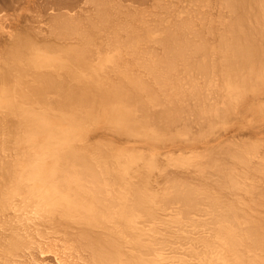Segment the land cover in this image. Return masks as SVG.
Here are the masks:
<instances>
[{
    "label": "rangeland",
    "instance_id": "374dc122",
    "mask_svg": "<svg viewBox=\"0 0 264 264\" xmlns=\"http://www.w3.org/2000/svg\"><path fill=\"white\" fill-rule=\"evenodd\" d=\"M112 1H115L117 4L120 2L123 3L122 6H124L125 8H130L132 6L130 9L132 11L134 10V12L136 13L138 12L139 17L140 15L142 17V15L145 14L142 17L145 18L147 15V20L145 18L143 19V21L145 23H149V28H147L148 23L144 24L142 23V20L139 21L140 18L138 16L137 19H139L136 20L135 24L137 27L143 26L144 24V28H147H145V31L148 30L147 38L148 36L154 38L153 41L151 40V38L147 40L148 44L150 43L149 41H151V43L154 42V44L150 43L151 47L154 45V47H152L153 52L154 50L157 52L162 50L161 48H159V45H156L158 44L157 35H160V32L162 34L163 29L161 30V28L166 25V22H171L172 24L174 23V25H176L175 23H179L177 21H180L182 18L185 19V16H187L189 13L188 16L191 17L190 19L193 21V23L198 25L196 26L195 24L193 25L192 22L190 23V21H188L190 19H188L189 17H187L186 20H181L186 21L184 24L187 28L183 26L186 29L184 30L188 32L190 28L196 26L197 28L194 27L193 30L201 28V31L206 35V33L209 31L211 33L214 25V29L216 28L217 30L218 24L220 22L217 19H220L221 15H223L226 11V8L222 6V0H201V2L200 0ZM220 1H222V5ZM90 2L93 4L92 1L87 2V0H0V264H87L85 260L77 258L74 253H72V247L78 245L77 243L81 242L84 239V235H94L95 232L99 231L110 233V235L107 234L106 236L116 238V242H124L123 244L121 243L122 245L120 244V246H118L120 249L117 248V252L120 253L123 258L131 259L136 264H143L144 262L152 263L153 261V264H210L214 255H216L217 253L223 254L225 251L219 237L221 233V223L219 222L221 213L222 215H224L231 212V214L238 216L240 220H246L247 218H250L251 220H255L256 222L264 225V181H262V178L264 180V85L262 84L264 82H260V84L259 82L256 83L258 86L255 85V88L253 86V88L256 90L255 94L261 90V92L259 93L260 97L258 99H251L252 95H249V93L251 94L253 91H248L247 96L249 95L250 98L247 100V104L243 105L239 109L238 112L241 113L231 112V116H229L230 118L227 119L228 117H225L226 122L224 120L223 123L222 121H220L221 123L218 122V120H221H217L218 116H215L216 119L213 116V119L216 120L215 122H218V125L216 124L215 126L214 124L213 126V124L211 123L212 125H209V127H211L209 131V127H207L208 124H205V128L207 130L205 128L204 129L206 131H209L206 136L204 134L202 135V133H198L200 131V128L199 131L196 132L199 127L198 125H196V128L194 127L193 131H195L197 135H195L196 137L194 135H191V139H185V136H182V139V134L179 132L180 130L178 131L176 129H173L174 126L171 128L172 133L169 130L170 134L165 133L164 137H162V140L151 141L152 138L146 139L144 138L145 136L138 135H131L132 137H134L129 138L126 136L128 135L127 133L123 134V129L120 130L114 123L110 122L107 114L105 113L107 110H109L108 108L106 109L105 103H97V107L94 108L93 111H91L92 109L90 106L94 104H88L84 101L74 103L76 105V109L84 112L83 116L86 117L84 129L77 127L78 129H76L74 134L62 132V135H66V137H69L71 135V138L69 137L70 142L72 141V144L78 150L84 152L85 155L93 160L95 168H97L98 171L99 168H101L102 170L100 171L103 172V175H112L111 177H109L110 180H108V182L113 186V189H117L119 192H129L131 189V183H135L137 185L140 184L142 186L139 185V187L153 195V202L150 204V206H148L147 210H140V212H138V217L136 218L135 225H132L131 227H127V224L119 219L114 223H102L103 229L102 227L98 226L91 229L92 226H89L88 223L85 224H87L89 227L87 225V227H85V225H83L84 223L82 224V222H77L68 217H64V209L61 212L57 209H53L52 212L45 214V211L50 207V205L43 203V201L40 199V195L35 192L37 187L40 186L39 184L35 183L37 179H33L29 176L31 175V171L34 172V170H31L32 167L34 168V155L32 154L34 152V149L36 148L35 145L38 142L28 135L27 130H29L30 127L34 128L36 126L35 120L28 121L26 117L20 116L19 113L17 114L18 110L14 108H8V103H6V100L1 97V92L5 91L6 89H11V91L9 90V92L12 94L20 92V82L23 80V82L28 83L29 86L41 84V79L44 72L53 73V75L55 74L57 80L62 79L64 75L71 70L77 73L76 76L79 79L86 76L84 68L74 66L72 67L74 69L73 70L70 65H67V63H69V59L67 58L68 56L66 51L70 50L72 47L82 45L83 40L78 35H75L76 33H73L72 35H68V33L63 32V34L60 33L58 28H55L57 19L55 20L54 18H57L59 15L62 16L66 14L65 16L70 17L73 20L81 19V22H79L80 20H77V22L82 24L81 29H83V25L87 24L85 23L87 21V17L94 14L95 7L94 4L93 6H91L92 4H90ZM158 3H160V5L162 3V6H160ZM163 5L165 8L163 7ZM195 5H199L200 7H196ZM183 7L184 10L182 9ZM216 7L219 9H217ZM221 7L224 8L222 9L224 10L222 14L220 11ZM160 8L163 10V12ZM197 8L198 10H196ZM193 10H195L196 12ZM139 11H142L141 14H139ZM188 11H190L191 13ZM62 12L65 13L62 14ZM55 13L57 15H55ZM155 13H157L158 15ZM196 13H198L199 17L200 15L202 17V15L204 14L203 19L205 20H203L202 23V18H199L198 16L196 17ZM177 14H179L180 16ZM218 15H220V17H218ZM160 16L163 18V20ZM179 17H181V19ZM207 17H214V19H211L214 21L212 28V21L209 19L211 21V24H207ZM198 18L200 19V22ZM176 19L177 21H175ZM137 21H139L141 25H137ZM158 21H163L162 24H165L161 26L160 22ZM156 22L158 23V26L160 24L161 28H159L161 31L158 29V31L156 30L155 27H157V25L154 24ZM191 24L193 26H191ZM203 24L209 28L206 29ZM150 28H153L154 30ZM210 28L211 30H209ZM149 30L153 32H149ZM99 34L94 37L95 39L93 38V41L90 39L92 42L89 44V46L92 49L90 48L91 50L89 51V57L92 58V64L90 62L89 63L92 67L90 66V75L86 76L87 79L92 77L101 78L100 73L103 75L102 79L104 80H113L114 77L118 78L116 76L117 74H114L117 72H114V70L112 69L115 67L116 63L119 62L120 65L124 67L126 65L129 69L131 68V72H134L133 70H135L140 80H146V72L142 71L144 70L142 68L141 70L139 67L137 68L135 62L133 63L132 58L130 59V57L132 56L126 54L127 52H125L124 50L123 52H121L122 50H119V48L121 47H117L116 42H111V40H109L110 38L107 39V36L105 37L104 35H102V37L101 34ZM207 34V39L206 36L204 37L207 42L208 37L211 38L212 44L209 41V46L208 43L211 56H208V59H210L209 61H211V63L213 64V69H211L212 67L210 68L209 78L211 80L207 77L210 80V83L208 82L210 85H207L208 87L205 93L208 92L209 94H207L209 97V95L214 91L212 95H214L215 98L211 95L212 97L210 96V100L212 102H217L219 100L220 102L218 103L222 104L225 100H227L226 93L228 92L230 94L228 90H230L231 85L229 84V79L227 77L224 78L225 73L222 71H225L223 70L225 68L223 67V65H220L222 64L220 61L221 59H223L221 58L220 54L223 53V51H219L220 44L219 42H217V40H215L218 35L216 33H211V37V34ZM155 37L157 40L156 44ZM213 40H215V42ZM22 41H30L31 46L29 45L28 48H23L22 54L15 56L16 48L23 46ZM142 41L144 40H141V43ZM141 43L140 47L142 48V50H144L147 46L150 47V44H147L146 46L144 45L145 48L143 49L142 44L145 43V41L142 44ZM106 45L109 46L107 47ZM48 46H50V49ZM146 49L149 48L147 47ZM152 49H149L151 50V53ZM200 58L202 59V61H204L205 57L200 55V57L196 58L195 63L196 61L198 63L199 60L197 59ZM101 59H103L102 62ZM213 61L214 63H217L215 64V66L218 67L214 66ZM124 62L128 64H125ZM96 65L98 66L95 67ZM112 65H114L113 68ZM135 65L136 67L134 69ZM108 66L111 67L109 68L111 70L108 71L110 73L107 76V73H105L104 70L107 71ZM196 67L198 68V66ZM194 68H192V70ZM197 68H195L194 70H199ZM9 69L10 73L7 74V72L5 71ZM181 70L184 71L185 69ZM142 72H145L143 74L146 75L144 76L143 74H141L143 75V79L140 75V73ZM5 73L6 75L11 76L10 78H8L9 81H7L6 78L8 76H4ZM63 73L64 75H62ZM191 73L192 71L188 72V75L190 77L193 74ZM194 74L193 77L195 76ZM198 74H200V72ZM198 74L196 75L199 80L196 79V83L201 82L199 77L200 75L198 76ZM218 74L220 79L218 78ZM189 76L188 78H190ZM201 76H203L201 78L205 79L202 73ZM193 77L191 78L193 79ZM202 82L199 85L203 84L205 86L204 82ZM228 84L229 86H227ZM204 86H201L202 89H206V86ZM216 93L217 95H219L216 96ZM234 95L235 94L233 93L232 96ZM58 96L59 94L56 89H54L53 87L47 88L45 93L44 105L48 108L53 106L59 107L60 104L52 102L53 100L57 99ZM228 96V98H230L231 94ZM232 98L234 99V104L236 105L237 102H239L237 100L239 97H237L236 95ZM146 99L148 104L150 103L152 105L150 99ZM163 100L165 99L163 98ZM159 105L157 104L155 105V107L159 108ZM25 108L31 107H29L28 105ZM131 110L138 117L139 114H141L140 111L137 110L136 104L131 105ZM225 115L227 116L228 114ZM222 117H224V115ZM19 119L21 122H19ZM213 119L211 122H214ZM178 127L181 128L180 125ZM203 127H201V129ZM212 129L214 130L212 131ZM175 130L180 134V136L175 132ZM205 130L204 132H206ZM167 134L169 136H167ZM193 134L195 133L193 132ZM174 135L176 137H173ZM177 135L179 138L177 137ZM200 135H202L203 138L202 136L200 138ZM172 138H175L176 140ZM22 143L25 145H23ZM230 143L231 145H229ZM232 146H235L234 149H238L237 151H240V153L241 150H244L245 153L242 152V154L244 153V156L247 155V157L250 156V159L253 158L251 159V161L255 160L254 162H252L254 166H251L252 169L250 168V166H248L250 168L249 169L245 164L244 165L246 167L244 166V168L243 166H239L240 164L243 165V163H240L239 161L237 162V164H240L236 167H232L233 169L229 166V168H231L230 172H233L235 170L233 173L234 175H236L235 178L237 179V181H239L238 183L240 186L238 184L235 186L236 188L237 186L238 188L240 187V189H237L239 194L237 193L236 188L230 182V184L226 185L225 187H230V185H232L235 189L233 190V188L230 187L232 188L231 191L233 190L232 192H229L230 189L227 190L228 188L225 187L223 190V187L219 186L218 183L216 184V180H218V172L216 171L215 173H213V170H215L216 167L214 166V163H211L213 160L210 161V157H219L221 161H224L225 163L226 161L228 163H230L229 161H231V163L234 162L233 164L235 165L236 158L231 159V155L236 150L232 149ZM25 147H27L28 150ZM222 147H226V150H224ZM212 148H214V151L212 150ZM244 148H247V151H245ZM248 149L250 150L248 151ZM227 150L231 151L229 152ZM222 151L224 152V155L222 154ZM225 151L227 152V154H225ZM237 151L235 153H238ZM228 152L231 154V158L229 157ZM247 152L250 153L246 154ZM225 157L227 158L224 159ZM207 160L210 162H208ZM212 166H214L215 168H213ZM257 166H259V170L257 169ZM116 173L120 174L121 178H119V176L117 177V175H115ZM205 174H208L209 176H205ZM212 174L215 175L213 176ZM176 175L179 177H177ZM184 177H188L187 180ZM259 177L261 178V180ZM211 178L215 180H211ZM23 179H26V182H28L29 180L28 185L31 183L29 187L26 182H23ZM209 180L213 182H210ZM176 183L177 185L181 183H188L191 186H193L194 184L193 188L196 186L195 189L198 190L201 195L205 194V198L203 197L204 199L199 200V207L197 206V208L192 210L193 212L187 214V216H185L186 214H183L182 212L183 206L181 205V207H179L181 201L180 203L176 202L177 199L175 200L171 194L174 189L172 185H176ZM241 183L243 187L245 186L244 190L247 189L246 186L248 185H253L254 190H257L258 188V191L253 190L256 194L254 195V198L252 197L253 195L251 196V193H249L248 191L253 187L251 186L252 188H249L248 186V190L242 193L243 187L241 186ZM226 191L227 193H225ZM247 191L249 194L247 193ZM250 192H252V190ZM41 208L42 210L39 212V209ZM223 208L225 209V211L223 210ZM44 209L46 210L43 211ZM60 209H62V207H60ZM36 212H39L40 214L43 212L44 213L42 216L38 213L37 215L41 217L37 216L39 217L37 218ZM54 215L55 219L58 220V218H60V220L62 219L65 224L62 223L58 224L59 226L56 225L58 221L54 220V218H50ZM214 220L216 221L215 224H213ZM25 222H27L28 226H26L27 224ZM70 224L74 225L70 226ZM33 227H35L36 230ZM108 227H110V229ZM32 229H34L33 232ZM37 230L40 233H37ZM32 234L35 235V238L34 236L32 237L33 239L30 237L32 236ZM18 236L19 238L17 239ZM21 236L24 238V240H26L24 241L23 238L21 239ZM14 237L17 241L14 239ZM69 237H71V239ZM138 237L143 240L144 246L147 245L148 247L139 246L135 249L136 246H134L135 244L132 241H134ZM117 238L119 239V241H117ZM13 239L15 242L12 244ZM22 241L25 243H23ZM35 241H37V243H35ZM18 243L20 246L16 245ZM20 243H22V245ZM11 244L14 246V248L11 246ZM31 244L32 246H30ZM33 245L39 247L41 246L39 248L40 250L37 249L38 247L36 248ZM194 245H196V248L194 247ZM31 248H35L33 250L35 254L33 253V251H31ZM173 248L175 249V253ZM143 249L147 250V252H145L146 254L144 253ZM170 250L171 252H169ZM144 259L149 261H144Z\"/></svg>",
    "mask_w": 264,
    "mask_h": 264
},
{
    "label": "bare ground",
    "instance_id": "6f19581e",
    "mask_svg": "<svg viewBox=\"0 0 264 264\" xmlns=\"http://www.w3.org/2000/svg\"><path fill=\"white\" fill-rule=\"evenodd\" d=\"M89 1L93 2L95 10H94V14L87 17V21L85 22L87 24L83 25V29H81L82 24L79 23L81 22V19L73 20L72 18L65 16L66 14L62 16L59 15L57 18H54L55 20L57 19L56 21L57 23H55V28L56 29L58 28L60 33L62 32L68 33V35L69 34L72 35L73 33L74 34L76 33L75 35H78L83 40L82 45H79L77 47H72L70 50L66 51L67 56H68L67 58L69 59L68 61L69 63H67V65H70L71 68L74 66L79 67V68H84L85 75L89 76L90 66L92 64L91 62L92 58L89 57V51L92 48L89 46V44L95 39L94 37L100 33L101 36L104 35L105 37L107 36L106 37L107 39L110 38L109 40H111V42H116V46L121 47L119 48V50H122L121 52H123L124 50L125 52H127L126 54L132 56L130 57V59L132 58L133 63L135 62V64L137 65V68L139 67L140 70L142 68L144 69L142 71L146 72V73L145 72L140 73V75L143 73L147 75V78L145 77L146 80H140L135 70H133L134 72H131L130 71L131 68L129 69L126 65L124 67L120 65L119 62H117L116 65L113 63L116 68L115 67L113 68L114 65H112V68H113L112 70H114V72H117L114 74H117L116 76L118 78L114 77L113 80L102 79L103 75L101 73H100L101 78L92 77V78L87 79V77L84 76L79 79L76 76L77 73L72 70L68 71L65 75L63 73L62 75H64V77L60 80H57L55 74L53 75V73L44 72L42 79H41V84H35L33 86H29V84L23 82L24 80L22 79L23 81L20 82L21 86L19 87L20 92H17L16 94H12L9 92V90L11 91V89L9 90L6 89L5 91L1 92V97L6 100V103H8V106H7L8 108L10 109L14 108L18 110L17 114L19 113L20 116L26 117L28 121L35 120L36 126L34 128L30 127L29 128L30 132L29 130H27L28 135L31 138H34V140L38 142L36 143L35 145L36 148L34 149V152L32 154L34 155L33 157L34 168L32 167L31 170H34V172L31 171V175L29 176L33 179H37L35 183L39 184L40 186L37 187L35 192H37L40 195V199L43 201V203L50 205V207L47 210L46 209L43 210V211L46 210L45 214L52 212L53 209L54 210L57 209L60 212L64 209L63 211L64 217H68L77 222H82V224L84 223L83 225H85V227H87L88 225L89 226L91 225L92 226L91 229L97 226L102 227L103 229L102 223H108V222L114 223V222H117L119 219L125 222L127 224V227L129 226L131 227L132 225H135L136 218L138 217L137 216L138 212H140V210H143V211L147 210L148 206H150V204L153 202V195L143 190L141 187H139L140 184L137 185L135 183L130 184L131 189L129 192L127 191L119 192L117 189L116 190L113 189V186L108 182V180H110L109 177H111L112 175L110 176L103 175V172L100 171L102 169L99 168V171H98L97 168H95V164L93 163V160H91L87 155H85L84 152L78 150L72 144V141L70 142L71 135L69 136L70 138L66 137V135H62V132L74 134L76 129L78 128L84 129V125L86 123V117L83 116L84 112L76 109V105L74 103H77L79 101H84L88 104H94L90 106L92 109V110L90 109L91 111H93L94 108L97 107L96 105L97 103H100V102L105 103L106 109L107 108L109 109L107 111L105 110L106 111L105 113L107 114L110 122L114 123L120 130L123 129L124 131L123 134L127 133L128 135L126 136L129 138L132 137L131 135H138V136H145L144 138L146 139L152 138L151 141L152 140H162V137H164L165 133L170 134L169 130L171 132V128L173 126L174 127L176 126L175 128L173 127V129H176L178 131L180 130L179 132L182 134L181 135L182 139H183L182 136H185V139L187 138L191 139L190 138L191 135L192 136L197 135L196 132L199 131V128H200V131L198 133H202V135L204 134L206 136L211 128L209 127V125L211 126L213 124L214 126L215 124L216 126L218 122L221 123L220 121H222L223 123L224 120L226 122V118L227 117H228L227 119L230 118L229 116H231L230 115L231 112L241 113L238 111L243 105L247 104V100L250 98L249 95H252L251 99L253 98L258 99L260 97L259 93L261 92V90L255 94L256 90L254 88H255V85L258 86L256 83L259 82L260 84V82L261 83L264 82V0H222L223 5H222V1H220L221 5L226 8L225 9L226 11L223 15H221L222 12H224V10H222L224 8L221 7V10H220L221 17L220 15H218L220 19H217L220 21L218 24L217 30L216 28L214 29L215 27V25L213 27L214 21L211 20V19H214V17L212 18L207 17L206 19L208 22L207 24H209L212 21L211 28L212 27L213 28L212 30L211 28L209 29L211 30V33L213 34L216 33L218 35L217 36L215 34L218 38V39L216 38L215 40H217V42H219L220 44L219 51L220 50L223 51V53L220 54L221 58H223V59L220 58L221 61L219 60L222 63L220 65H223V67L225 68L223 69L225 71H222L225 73L224 78L227 77L230 81L229 84L231 85L230 90H228L231 94V97L228 98L229 97L228 95L230 94L227 92L228 93V94L226 93L227 100L225 101L223 100L224 102L222 104L218 103L220 102L219 100L217 102H212L210 100L211 97L214 96L212 95L214 91L213 93L211 91L212 94H210L209 97H208L209 93L208 92H207L208 94L205 93V91L207 90V87L210 85L209 83L211 79L209 78L210 77L209 73H210V68L212 67L211 69H213V64L211 63V61H209L210 59H208V56H211L209 52L211 38L208 37V42H207L204 36H206V39H207V36H208L207 33L209 34L211 33L209 31L205 35L201 31V28L193 30L194 27H196L198 24L196 25L195 23H193V21L190 19L191 17L188 16L189 13L187 16H185V19L184 18L182 19L186 20V18L189 17L188 19L190 20L188 19L187 20L190 21V23L192 22V24L193 25L195 24L196 26L190 28L191 26H193L191 24V26L188 27L190 28L188 32L185 31L186 29L184 28L186 27L184 24L186 21H181L182 20L181 17H179L181 19L180 21H177V19L175 20L179 22V23H175L176 25H174V23L172 24L171 22L168 23L166 21H164L166 22V25H164L165 23L162 24L163 21H158L160 22L161 26L164 25L161 28L160 24L158 26L157 22L154 23L155 25H157V27H155L156 30L157 29L160 30V28L161 30L163 29L162 34L160 32V35L159 34L157 35L158 41L156 40V37H155V44L157 41L158 44L156 45H159V48H161L162 50L159 52L154 50L155 52L154 53L152 49L154 45L151 47V44L152 43L154 44V42L151 43V41H149L151 43V44L149 43L151 48L149 46L147 47L149 49H152V53H151V50L146 49L147 47L145 48V46L148 44L147 40L151 38V40L153 41L154 39L151 36H148L147 38L148 30L147 31L145 30L149 28L148 22H146L148 23L147 28L146 27H145L146 29L144 28V24L146 23L143 21V19H145L147 15L145 18H142L143 15L145 14H143L142 17L141 15L139 17L138 12L136 13L134 12V10L132 11L130 9L132 6L130 8H125L124 6H122L123 3L121 2L117 4L115 1L114 3L112 0H89ZM89 1L87 0V2ZM90 4L92 3L90 2ZM93 4L91 6H93ZM158 4L160 5V3ZM160 6H162V3ZM182 9L184 10V7ZM196 10H198V8ZM141 12L139 11V14H141ZM64 13L62 12V14ZM198 13L195 14L196 17L198 16ZM55 15L57 14L55 13ZM203 15L202 17L201 15L200 17L198 16L199 18H202L201 23L203 22V20H205L203 19ZM137 16L140 18L139 21L141 20L143 21L142 22L144 23L143 26H140V27L136 26L135 24L136 20L139 19V18L137 19ZM77 20L78 21L80 20V21L77 22ZM139 21H137V25L139 24L141 25ZM194 22H195V19H194ZM199 22H200V19H199ZM205 27L206 29L209 28L207 26ZM150 29L154 30L153 28H150ZM149 32H153V31L149 30ZM145 36H146V40H145ZM211 37H212V34H211ZM141 40H144L146 44L143 43L144 41H142L143 43L142 44ZM215 40L213 41L215 42ZM140 43L143 45V49L145 48L144 50H142V48L140 47ZM208 43H209V46H208ZM77 44H81V43H77ZM29 45L31 46L30 41L23 42L22 47L16 48L15 56H18L19 54L21 55L23 52V48H28ZM113 46H114V43H113ZM48 47L50 49V46ZM145 50L150 51V52H147ZM200 55L205 57L204 61H202V59L200 58V59H197L199 60L198 63L197 61L195 63L196 58L200 57ZM102 61L103 59H101V62ZM125 64H128V63H125ZM215 64L217 63H214V66ZM136 65L134 66V69ZM97 66L98 65H96L95 67ZM194 66L195 68H197L196 66H198L197 69L199 70H194L195 69ZM180 67H183V68H180ZM215 67H218V66H215ZM109 68L111 67L108 66V70L107 71L104 70V72L107 73V76L110 73L108 71L111 70ZM192 68L194 69L192 70ZM181 69H185V70L183 71ZM188 70L190 72L192 71L193 74L196 72L198 73L200 72V74L198 73L196 74H198V76L200 75L199 76L200 81L201 82L203 81L206 87L203 84L199 85L201 82L196 83V79L199 80V78L197 77L196 74H194L196 77L195 76L193 77V74L191 73L192 74L191 77H193L192 79L188 75V72H189ZM9 71L10 69L5 72L9 74L10 73ZM105 73H104V76H105ZM201 73L202 75H204L205 79L201 78L203 77L201 76ZM143 75H141V78ZM4 76H8V75H6L5 73ZM188 76L190 78H188ZM10 77L11 76L6 77L7 81H9L8 78ZM218 78H219V74H218ZM128 80H129V83H128ZM229 84L227 86H229ZM262 84L264 85V83ZM201 86L202 87L204 86L206 89L203 88L204 89L203 90ZM50 87H53L54 89H56V91L59 94L57 99L55 100L52 99L53 103L60 104L59 107L53 106V107L48 108L47 106L44 105L46 89ZM248 91H253L251 94L249 93L248 95L249 97L247 96ZM217 93H216V96L219 95V94L217 95ZM233 93L235 94L234 96H232ZM236 95L237 97H239L237 99L239 102H237V104L235 105L234 99L232 97H235ZM146 98L150 99L152 105L150 103H149L150 105L148 104ZM163 98L166 100V102L165 100H163ZM111 103H115V104H111ZM132 104L137 105V110L140 111L141 113L139 114V117L135 115V113L132 112L131 110ZM157 104L158 105L160 104L159 108L155 107V105ZM28 105L31 108H25ZM90 110H89V114H90ZM225 114H228V115L226 116ZM223 115L224 117H222ZM213 116L214 117L218 116L217 120L218 119H221V120H218V122H215L216 120L213 119L214 118ZM212 119L214 122H211ZM19 122H21L20 119H19ZM205 124L206 125L208 124L207 127H209L208 128L209 131H206L207 129L205 128L206 127ZM179 125L181 126V128L178 127ZM196 125H198L199 127H198V130L195 132L193 131V129ZM201 127L203 128L201 129ZM203 129L206 132H204ZM176 130L175 132L177 133ZM213 130L214 129H212V131ZM193 132L195 134H193ZM168 134L167 136H169ZM177 134L180 136L179 133ZM202 135H200V138ZM173 137H176V136L174 135ZM172 139H175V138H172ZM193 140H196V139H193ZM185 141H188V140H185ZM229 145H231V143ZM234 147L232 146V149H234ZM25 148L28 150L27 147ZM222 148L226 150L225 149L226 147H222ZM213 149L214 148H212V150ZM249 150L250 149H248V151ZM245 151H247V148L245 149ZM229 152H228V155L230 157L231 154ZM237 152L239 154L235 153V156H234V153H232L231 155L232 158L230 157L231 159L236 158L235 165L233 164L234 162L231 163V161H229L230 163H228L225 160L226 163L228 164L227 165L224 161H221L219 157H215V158L210 157L211 158L210 161L213 160L211 163L212 164L214 163V166L216 167L215 168L214 166H212L213 168H215V170H213L214 171L213 173H215L216 171L218 172L217 173L218 180H216V184L218 183L219 186L223 187L222 188L223 190H224V187L230 183H232L234 187L237 184L239 185L238 183L239 181H237V179L235 178L236 175H234L233 173L235 170L233 172H230V169L232 167H236L240 163H243V165L240 164L239 166H243L244 168V166L246 165L247 167L250 166V168L252 169L251 167L253 166L252 162L255 161V160L251 161V159L253 158L250 159L249 158L250 156L247 157L246 154H249L250 152H247L245 154L246 156H244V153H245L244 150L243 151L241 150V153L240 151H237ZM242 152L244 153L242 154ZM223 153L224 152L222 151V154ZM225 154H227V152ZM219 155H220V152H219ZM227 157H225L224 159H226ZM238 161L240 163L237 164ZM229 166L231 168H229ZM258 167L259 166H257V169ZM29 171H28V174H29ZM253 171H254V168H253ZM115 175L121 178L120 174L116 173ZM206 175L208 174H205V176ZM212 179L213 178H211V180ZM26 181H27L26 179L25 180L23 179V182H26ZM206 181H207V178H206ZM262 181H264L263 178H262ZM28 182H26L27 185H28ZM210 182H213V181H210ZM173 185L172 187L174 189L171 194L175 200L177 199L176 202L180 203L181 201L179 207H181V205L183 206V210L182 208L181 210L183 214H186L185 216H187V214L189 213H192L193 212L192 210L197 208L198 203H200L199 200H202L205 198L204 197L205 194L201 195V193L195 189L196 186L193 188L194 184L193 186H191L188 183L187 184L181 183L179 185H177L176 183V185L174 186ZM232 185H230V187L233 188ZM241 186H242V183H241ZM248 186L249 188L251 186L253 187V185H248ZM248 186H246L247 189L245 190H244L245 186L244 187L242 186L243 187L242 193L248 190ZM230 187L227 186L225 188H228L227 190L230 189L229 192H232L233 190H235L233 188V190L231 191L232 188ZM256 188H257V185H256ZM237 189H240V187L238 188L237 186L236 191ZM251 190L252 192H250ZM253 190H254V187L248 191L249 193H251L250 194L251 196L253 195L252 197L254 198V195H256L254 191H258V188L257 190H254V191ZM225 193H227V191ZM60 207H62V209H60ZM41 210L42 208L39 209V212ZM223 210L225 211L224 208ZM39 212H36V217L39 215L42 216L44 213L43 212L40 214ZM38 213L39 215H37ZM54 217L55 215L51 216L50 218L53 219ZM220 217H219L220 219L219 222L221 223V226H220L221 233L219 237H220V242L222 243V246L224 247L225 251L223 254L217 253L216 255H214L211 260L212 262L210 264H264V225L256 222L255 220H251L250 218L249 219L247 218L246 220H240L238 216L231 214V212L224 214V215H222L221 213ZM54 220H57V219L54 218ZM59 220L60 218H58L57 220L58 223L56 225L62 224V223L65 224L62 219L60 220L62 222H60ZM210 222H211V219H210ZM25 223L27 224V222ZM85 223H88V225ZM215 223L216 221L214 220L213 224ZM71 225H74V224H70V226ZM26 226H28V224ZM35 227L33 228L35 229ZM108 228L110 229V227ZM34 229H32V232ZM36 232L40 233L38 232V230ZM107 234L110 235V233L99 231V232H95L94 235H90V234L84 235V239L81 242H78L77 243L78 245H75L74 247H72L73 249L72 253H74V255L77 258L85 260L87 264H136L131 259L123 258L121 254L117 252V248H119L118 246H120V244L121 243L123 244L124 242L122 241H120L121 243L116 242V238L108 237L106 236ZM28 236H29V233H28ZM33 236L35 238V235L33 234L30 237L32 238ZM18 238L19 236L17 237V239ZM22 238L23 237L21 236V239ZM69 238L71 239V237ZM14 239H13V242L11 241L12 244L15 242ZM117 241H119L118 238H117ZM132 242H134L135 244L134 246H136L135 249L139 246L148 247L147 245L144 246L143 244L144 242L140 237L136 238ZM35 243H37V241H35ZM12 244L11 246L14 248ZM20 244L22 245V243ZM16 245L18 246L19 243ZM30 246H32V244ZM195 246L196 245H194V247ZM34 247L36 248L38 247L37 249H39L41 246L40 247L34 246ZM34 249L35 248H31V251H33ZM143 250H144V253L147 252V250L145 249ZM169 252H171V250ZM174 253H175V249H174ZM144 261H149V260L144 259ZM153 263L154 261L152 263L144 262L143 264H153Z\"/></svg>",
    "mask_w": 264,
    "mask_h": 264
}]
</instances>
